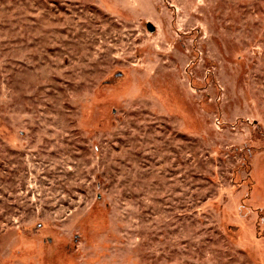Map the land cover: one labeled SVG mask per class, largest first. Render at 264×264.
Returning a JSON list of instances; mask_svg holds the SVG:
<instances>
[{
    "label": "rangeland",
    "instance_id": "374dc122",
    "mask_svg": "<svg viewBox=\"0 0 264 264\" xmlns=\"http://www.w3.org/2000/svg\"><path fill=\"white\" fill-rule=\"evenodd\" d=\"M0 264H264V0H0Z\"/></svg>",
    "mask_w": 264,
    "mask_h": 264
},
{
    "label": "water",
    "instance_id": "95a60500",
    "mask_svg": "<svg viewBox=\"0 0 264 264\" xmlns=\"http://www.w3.org/2000/svg\"><path fill=\"white\" fill-rule=\"evenodd\" d=\"M148 29L152 31L151 25H147Z\"/></svg>",
    "mask_w": 264,
    "mask_h": 264
}]
</instances>
